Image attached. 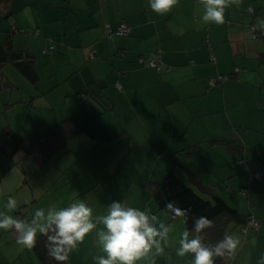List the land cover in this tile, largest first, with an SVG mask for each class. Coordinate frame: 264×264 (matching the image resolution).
<instances>
[{
	"label": "crops",
	"instance_id": "0c3cea01",
	"mask_svg": "<svg viewBox=\"0 0 264 264\" xmlns=\"http://www.w3.org/2000/svg\"><path fill=\"white\" fill-rule=\"evenodd\" d=\"M202 14L201 0H177L165 14L150 10L148 0H0L2 55L29 59L35 73L31 82L11 61L0 66V132L40 139L63 118L83 127L49 157L40 150L0 153V208L11 197L17 207L10 214L30 220L38 209L83 199L97 216L119 200L172 226L164 251L141 264H191L190 256L175 255L182 219L159 210L146 187L176 157L204 198L211 188L258 222L245 234L226 225L240 243L221 264H258L264 253V0H230L219 25L205 24ZM106 24H125L129 33L108 38ZM156 52L159 72L139 62ZM233 72L208 86L210 78ZM193 166L202 167V178ZM258 171L262 181L251 178ZM204 178L208 187L201 186ZM76 250L67 264H92L96 253L85 239Z\"/></svg>",
	"mask_w": 264,
	"mask_h": 264
},
{
	"label": "clouds",
	"instance_id": "9594fccd",
	"mask_svg": "<svg viewBox=\"0 0 264 264\" xmlns=\"http://www.w3.org/2000/svg\"><path fill=\"white\" fill-rule=\"evenodd\" d=\"M229 2L201 0L203 14L200 19L205 24H223ZM176 3L177 0H148V7L156 14H165ZM261 26L264 27V22ZM16 207L17 201L10 197L0 208V230H14L15 242L28 249L34 246L38 235L44 236L48 255L57 264H67L69 254L93 230L99 253L92 257V264H138L153 251L162 253V244L169 242L172 230L171 224L158 222L156 216L119 200H113L105 213L97 216L83 199H75L64 207L38 209L30 220L11 215ZM165 208L173 218L182 215V210L171 201ZM210 223L205 216L195 218L193 228L180 233L175 255L181 258L190 256L191 264H215L216 257L234 254L240 241L231 234L225 233L213 245L203 242L200 233ZM150 264L155 261L151 260ZM258 264H264V253L258 257Z\"/></svg>",
	"mask_w": 264,
	"mask_h": 264
},
{
	"label": "trees",
	"instance_id": "16d2710c",
	"mask_svg": "<svg viewBox=\"0 0 264 264\" xmlns=\"http://www.w3.org/2000/svg\"><path fill=\"white\" fill-rule=\"evenodd\" d=\"M117 27L112 29H116ZM1 48L2 46L0 45V66L6 61H11L29 81L34 82L35 73L30 66V60L25 59L20 55L15 57H7L6 54L2 55L4 53H2ZM259 60L264 63V51L259 55ZM151 69L159 72L161 70V62L158 69ZM234 72L220 76H229L228 79H231ZM217 77L210 79H216ZM216 84L217 83H215L214 86ZM214 86L209 87L212 88ZM82 130L83 127L78 123L71 119L63 118L59 121V123L49 128L46 134L40 139H29L15 135L10 131H3L0 132V153L6 157H10L17 151H22L25 155H29L34 150H40L46 157H49L62 149L70 139L77 136L82 132ZM225 145H228L229 148L231 146L229 142H226ZM180 153L182 152H179L178 155H180ZM170 159H172L171 168L161 178V180L158 182L149 181L146 185V187L150 189L151 198L159 210L165 212L170 219L182 218L185 230H191L193 228L195 218L205 216L211 223L202 230L200 235L202 236L203 242L207 245H213L223 238L224 234L227 233L225 228L228 223H233L235 226L239 227L241 234H245L247 229H251L246 227V224L248 218L252 216L242 217L236 209L229 207L211 190V188L206 189L210 198L207 199L200 196L199 193L192 188V186L199 185V183L187 165L178 160L176 157H172ZM174 167H177L184 172L185 180H181L177 177V175L173 172V169H175ZM2 173L3 171L0 170V177L2 176ZM252 176L251 178H253ZM260 181H262V178ZM240 195L243 197L247 196L245 190L241 191ZM169 201L182 210V215L173 218L169 214L168 210L165 208L166 203ZM242 229H245V231L242 232ZM45 241L46 238L44 236L38 235L36 243L32 248H30L36 258L37 264H57V262L48 255L45 247ZM228 256L229 255L225 254L222 257H216L215 264L223 263Z\"/></svg>",
	"mask_w": 264,
	"mask_h": 264
},
{
	"label": "rangeland",
	"instance_id": "374dc122",
	"mask_svg": "<svg viewBox=\"0 0 264 264\" xmlns=\"http://www.w3.org/2000/svg\"><path fill=\"white\" fill-rule=\"evenodd\" d=\"M191 169L197 175V177H198V175H200L202 178V176L204 174V173H202V170H203L202 167L193 166ZM175 172L183 174L182 171H180L178 169H176ZM203 181H204L203 185H201L202 187H204V186L208 187L210 185L207 182V180H205V178L203 179ZM223 187L224 186H222V188ZM34 188H37V187L34 186L33 189ZM192 188L195 189V191L198 193L201 192L200 188H198V187H192ZM241 191H243V189ZM25 192L27 193V191H25ZM22 194H23V192H21V195ZM199 195L203 197L202 194H199ZM241 197L243 198V196H241ZM182 221H183V219H182ZM183 224H184V221H183ZM94 232H95V230L92 232V234H90V235L87 234L84 239H85L86 245H88L90 247V252L94 250L96 255H97L99 253V249L97 247L96 242L94 241V237L96 236ZM228 232H229V230H228ZM15 241H16V234H15L14 230H5V232L0 233V258H1L0 264H3V263H5V264H35V257L31 251V249L24 248V247L18 245ZM84 250H86V252L88 251L87 249H84ZM73 252H71L69 254V258L73 257V255H74ZM76 253H77V255H78V253L80 254V250L79 249L76 250ZM142 260H143V258L141 259V261H139L140 264L142 263Z\"/></svg>",
	"mask_w": 264,
	"mask_h": 264
},
{
	"label": "built area",
	"instance_id": "2783aa9c",
	"mask_svg": "<svg viewBox=\"0 0 264 264\" xmlns=\"http://www.w3.org/2000/svg\"><path fill=\"white\" fill-rule=\"evenodd\" d=\"M96 1H102V0H96ZM248 12L249 13L252 12L251 8H248ZM104 29H105V34H106V36L108 38H110L112 35L124 36V35L128 34V32H129V28L125 24H120L116 29H112L109 24H106L104 26ZM249 30L252 33L255 34V28L253 26H250ZM43 52H45V51H43ZM139 62L141 64H143L144 66H148V67H151V68L158 69V67L160 65L159 53L156 52V53L151 54V56H150L148 61L144 62L142 59H139ZM235 72H236V70H235ZM228 78H229V76H218L216 79H210L209 80V86H214L215 83L225 81ZM252 177L256 178L258 180H261L262 172L258 171V172L253 173ZM246 225H247L246 227H249V228H251L253 230L257 229V227H258V223L252 217L248 218V221H247ZM244 231H245V229H242V232H244Z\"/></svg>",
	"mask_w": 264,
	"mask_h": 264
}]
</instances>
